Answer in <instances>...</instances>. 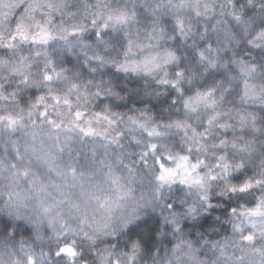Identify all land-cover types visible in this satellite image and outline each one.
Returning a JSON list of instances; mask_svg holds the SVG:
<instances>
[{
  "label": "clouds",
  "instance_id": "1",
  "mask_svg": "<svg viewBox=\"0 0 264 264\" xmlns=\"http://www.w3.org/2000/svg\"><path fill=\"white\" fill-rule=\"evenodd\" d=\"M0 264H264V0H0Z\"/></svg>",
  "mask_w": 264,
  "mask_h": 264
}]
</instances>
